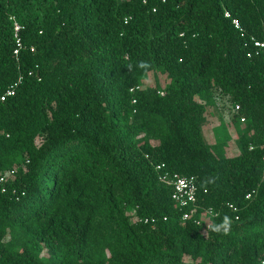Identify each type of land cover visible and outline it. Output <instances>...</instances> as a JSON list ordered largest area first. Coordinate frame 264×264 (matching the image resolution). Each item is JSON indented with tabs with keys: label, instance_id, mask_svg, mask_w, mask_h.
I'll use <instances>...</instances> for the list:
<instances>
[{
	"label": "trees",
	"instance_id": "16d2710c",
	"mask_svg": "<svg viewBox=\"0 0 264 264\" xmlns=\"http://www.w3.org/2000/svg\"><path fill=\"white\" fill-rule=\"evenodd\" d=\"M255 41L264 0H0V264H264Z\"/></svg>",
	"mask_w": 264,
	"mask_h": 264
},
{
	"label": "built area",
	"instance_id": "2783aa9c",
	"mask_svg": "<svg viewBox=\"0 0 264 264\" xmlns=\"http://www.w3.org/2000/svg\"><path fill=\"white\" fill-rule=\"evenodd\" d=\"M226 16H229V13H226ZM233 23L236 27H240L238 19H234ZM22 25L17 21H14V29H15V38L17 47L14 52L17 54L19 52L20 47L22 46V40L20 37V30ZM255 46L263 47L264 42L255 41ZM17 83L9 85L6 90L0 95V102L6 100L8 97L14 95L16 91ZM135 101V100H134ZM225 104H228L232 108V112H237L240 109V105H231L228 100H225ZM227 106V105H226ZM244 120V117L242 118ZM264 160V156H263ZM163 165H158L157 169H160V178L169 183L172 188V199L174 202L180 207L182 210L183 219H190L193 217V220L200 224L201 220L197 217H194L196 210L198 208V193L199 186L198 181L195 175H182L178 172H171L166 169H162ZM5 179L4 176L0 178L1 181ZM251 193L247 194V197H250ZM232 206V205H231ZM204 212L208 215L215 216L216 212L211 208L204 209ZM146 221L148 219H145Z\"/></svg>",
	"mask_w": 264,
	"mask_h": 264
},
{
	"label": "rangeland",
	"instance_id": "374dc122",
	"mask_svg": "<svg viewBox=\"0 0 264 264\" xmlns=\"http://www.w3.org/2000/svg\"><path fill=\"white\" fill-rule=\"evenodd\" d=\"M222 102V101H221ZM225 102V101H224ZM227 106H225V108H223L221 106L220 108V115L222 116V118L225 120V121H228L231 116H232V108L226 104ZM218 120L215 119L212 123L213 124H216V128L215 130L213 131V126H209L208 127V135L211 136V140L213 139L214 142L218 139H220L221 137H223L224 135V132H225V129H224V126H221L220 123L218 122ZM232 149H235L236 150V147L234 146V144L232 145Z\"/></svg>",
	"mask_w": 264,
	"mask_h": 264
}]
</instances>
